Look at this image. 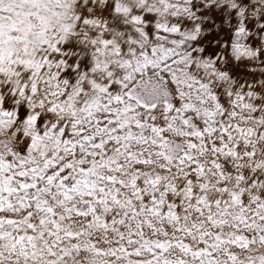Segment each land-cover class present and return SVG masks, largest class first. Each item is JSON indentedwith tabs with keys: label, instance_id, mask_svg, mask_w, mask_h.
<instances>
[{
	"label": "snow or ice",
	"instance_id": "6c2138e0",
	"mask_svg": "<svg viewBox=\"0 0 264 264\" xmlns=\"http://www.w3.org/2000/svg\"><path fill=\"white\" fill-rule=\"evenodd\" d=\"M0 264H264V0H0Z\"/></svg>",
	"mask_w": 264,
	"mask_h": 264
}]
</instances>
